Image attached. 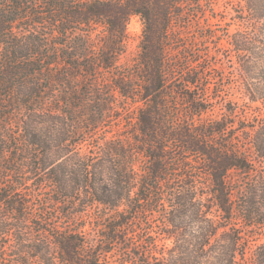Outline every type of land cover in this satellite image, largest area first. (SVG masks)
I'll use <instances>...</instances> for the list:
<instances>
[{
	"label": "trees",
	"instance_id": "trees-1",
	"mask_svg": "<svg viewBox=\"0 0 264 264\" xmlns=\"http://www.w3.org/2000/svg\"><path fill=\"white\" fill-rule=\"evenodd\" d=\"M217 1L0 0V264L245 261L247 244L229 253L222 236L236 216L264 223L247 153L264 156V0L231 8L249 16L232 45L262 112L241 127L248 145L215 117L221 94L195 53L227 37L196 32L219 21ZM133 16L140 51L123 62Z\"/></svg>",
	"mask_w": 264,
	"mask_h": 264
},
{
	"label": "rangeland",
	"instance_id": "rangeland-1",
	"mask_svg": "<svg viewBox=\"0 0 264 264\" xmlns=\"http://www.w3.org/2000/svg\"><path fill=\"white\" fill-rule=\"evenodd\" d=\"M218 5L215 6L214 16H216L219 21H215L212 28L206 29L204 24L197 26L196 32L208 30L214 31L218 36H222L226 32L227 37H221L219 40H206L204 43L195 48V53L201 54L203 56L204 64L211 66V69L208 72V76L211 77L212 87L216 89L217 92L221 94V105L216 110V116L229 118L230 121L235 122V127L231 128L234 133V138L238 143L248 145L251 140L246 133H243L241 127L245 125L253 126L258 121L259 110H254L251 104L249 103V98L245 97L246 84L245 76L239 70L237 63V55L233 48L234 36L238 30L242 29L245 26V20H248L249 16L247 12L244 11V8L238 7L235 12L233 4L235 0H218ZM226 18H222V16ZM222 20V21H220ZM247 22V21H246ZM143 23L140 17L133 16L129 21L126 29L127 33V51L124 55L123 62H133L139 53V45L142 40L143 35ZM223 76L222 78L218 76ZM262 75V71H261ZM257 85L260 88H264V80L260 79L257 81ZM236 106L239 116L237 118L229 117V110L231 106ZM259 104H254L253 107H256ZM248 116V120L244 116ZM261 118V117H260ZM111 123H108L109 125ZM230 138V135H229ZM248 156L254 162L258 174V177L264 175V156L258 154V152L253 149L248 151ZM258 172V173H257ZM247 175L243 171L233 172L232 178L234 180H242L246 178ZM256 208L261 210V213L257 216L258 219L264 218V191L260 190L256 196ZM185 221H190L191 218L186 217ZM183 221V220H182ZM147 222V221H145ZM198 224L200 221H197ZM195 223V222H194ZM196 224V223H195ZM252 223L244 221L241 216H236V218L228 224L226 229V234L222 236L223 243L226 246L227 252L239 249L242 250L244 242L247 244L246 259L243 262L239 252H236L234 255L237 261L240 264H249L255 256L258 254L264 253V223L257 224L254 228H247L248 225ZM246 230H249L246 231ZM248 232V233H247ZM174 237L164 241L168 248L174 246ZM236 244V245H234ZM26 246H29L28 244ZM235 246V247H234Z\"/></svg>",
	"mask_w": 264,
	"mask_h": 264
}]
</instances>
